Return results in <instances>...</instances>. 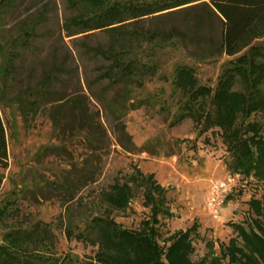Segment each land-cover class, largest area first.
I'll use <instances>...</instances> for the list:
<instances>
[{"label":"rangeland","instance_id":"374dc122","mask_svg":"<svg viewBox=\"0 0 264 264\" xmlns=\"http://www.w3.org/2000/svg\"><path fill=\"white\" fill-rule=\"evenodd\" d=\"M74 13L66 0H19L13 12L0 18V112L9 153V167L0 170L4 179L0 250L10 249L8 234L44 224L51 227L52 237L33 242L32 249L47 245L59 258L79 262L93 258L98 247L78 235L97 213L133 230L151 216L142 190L130 180L138 168L145 176L155 175L168 191L165 207L170 214L159 217L164 237L197 223L193 260L210 253L208 242L214 246L213 255L220 257V246L238 236L235 226L252 217L250 202L264 201V182L233 172L219 133L200 135L191 118L175 123L182 96L168 78L181 63L194 69L200 85L216 87L228 58L210 56L205 44L154 47L160 73L128 95L123 86L100 79V70L108 64L94 56L93 48L106 46L107 35L66 37L63 26ZM31 15L39 26L31 27L32 39L26 47V33L21 29ZM180 20L181 15L158 23L169 27ZM23 47L30 53H24ZM17 53L22 58L13 62L18 72L11 81L8 64ZM36 84L37 107L16 101L23 100L25 89H35ZM85 98H91L89 113L102 131L94 141L80 122L74 123L72 112L76 111L69 105L73 99ZM120 104L125 113L122 119L113 109ZM88 173L93 176L89 182ZM219 181H226L229 191L225 208L216 218L207 202Z\"/></svg>","mask_w":264,"mask_h":264},{"label":"trees","instance_id":"16d2710c","mask_svg":"<svg viewBox=\"0 0 264 264\" xmlns=\"http://www.w3.org/2000/svg\"><path fill=\"white\" fill-rule=\"evenodd\" d=\"M17 1L0 0V18L13 12ZM66 1L75 12L63 26L66 37L76 40L97 33L107 35L106 46L93 48L94 56L108 64L100 70V79L112 86H123L128 95L160 73L154 47L205 44L210 56L227 57L216 87L200 85L194 69L186 64L175 65L170 78L161 76L170 79L174 90L181 92L175 123L191 118L200 135L219 133L231 156L233 172L264 182V0ZM179 15V24L168 27L158 23L159 19ZM36 19L31 15L25 19L29 23L22 25L27 39L23 46L32 39L31 27L39 26ZM26 47L24 53L29 54ZM17 58L21 59L22 54H13L8 64L7 79L11 81L18 72L13 64ZM34 86L35 89H25L23 100L16 101L37 107L40 94L38 84ZM44 94L41 96L46 98ZM91 104V98L69 102L76 111L72 112L74 123L80 122L87 137L95 140L102 131L96 117L89 113ZM113 109L120 119L125 116L121 104ZM86 164L89 166V161ZM8 167L7 131L0 112V170ZM154 177L136 168V175L130 178L142 190L144 206L151 210V216L142 221L139 229H126L109 215L99 213L86 222L78 236L98 247L93 258L82 262L59 258L47 245L42 250L32 249L33 242L51 239L53 234L49 225L37 224L30 231L6 236L10 249L1 248L0 264H264V201L250 202L252 217L235 226L238 236L220 246V257L213 255L214 246L208 242L210 253L194 261L193 242L200 226L195 223L185 232L164 237L159 217L165 212L170 214L165 207L168 191ZM86 179L89 182L93 176L89 174ZM3 183L0 174V192Z\"/></svg>","mask_w":264,"mask_h":264},{"label":"built area","instance_id":"2783aa9c","mask_svg":"<svg viewBox=\"0 0 264 264\" xmlns=\"http://www.w3.org/2000/svg\"><path fill=\"white\" fill-rule=\"evenodd\" d=\"M229 185L226 181H219L213 185V194L208 199V207L211 213L218 218L225 208Z\"/></svg>","mask_w":264,"mask_h":264}]
</instances>
